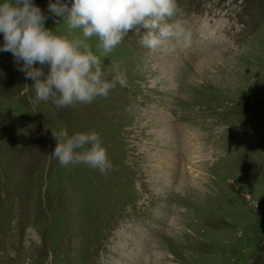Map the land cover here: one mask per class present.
<instances>
[{
    "label": "rangeland",
    "instance_id": "1",
    "mask_svg": "<svg viewBox=\"0 0 264 264\" xmlns=\"http://www.w3.org/2000/svg\"><path fill=\"white\" fill-rule=\"evenodd\" d=\"M50 2L45 27L68 31ZM178 3L191 45L130 31L101 58L127 86L91 104L34 110L0 52V264H264V0ZM65 128L97 132L113 169L62 166Z\"/></svg>",
    "mask_w": 264,
    "mask_h": 264
},
{
    "label": "clouds",
    "instance_id": "2",
    "mask_svg": "<svg viewBox=\"0 0 264 264\" xmlns=\"http://www.w3.org/2000/svg\"><path fill=\"white\" fill-rule=\"evenodd\" d=\"M48 10L63 18L68 31L45 27L48 17L33 0H0L4 41L0 52H10L18 65L23 62L18 70L34 81L25 88L34 90V96L28 97L34 110L40 102H50L57 109L91 104L98 97L106 98L117 85L127 86L120 65L112 63L105 70L101 58L112 53L130 31L150 52L174 51L173 41L188 47L193 39L185 22L175 19L183 15L178 0H73L71 6L56 0ZM91 38L97 40L95 47ZM53 137L57 146L51 156L62 166L86 165L101 174L113 169L97 132L69 135L65 128L53 130Z\"/></svg>",
    "mask_w": 264,
    "mask_h": 264
}]
</instances>
